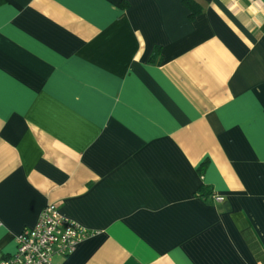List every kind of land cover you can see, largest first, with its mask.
I'll return each instance as SVG.
<instances>
[{
    "label": "crops",
    "instance_id": "0c3cea01",
    "mask_svg": "<svg viewBox=\"0 0 264 264\" xmlns=\"http://www.w3.org/2000/svg\"><path fill=\"white\" fill-rule=\"evenodd\" d=\"M48 203L52 264H264V0H0V257Z\"/></svg>",
    "mask_w": 264,
    "mask_h": 264
},
{
    "label": "built area",
    "instance_id": "2783aa9c",
    "mask_svg": "<svg viewBox=\"0 0 264 264\" xmlns=\"http://www.w3.org/2000/svg\"><path fill=\"white\" fill-rule=\"evenodd\" d=\"M213 200L222 198L212 196ZM76 221L62 215L58 206L48 203L36 224L16 236L15 252L0 257V264H52L54 254H69L89 235Z\"/></svg>",
    "mask_w": 264,
    "mask_h": 264
},
{
    "label": "trees",
    "instance_id": "16d2710c",
    "mask_svg": "<svg viewBox=\"0 0 264 264\" xmlns=\"http://www.w3.org/2000/svg\"><path fill=\"white\" fill-rule=\"evenodd\" d=\"M212 192L210 188H208L206 185H202L200 191L198 192V195L205 200H208L210 198L212 200Z\"/></svg>",
    "mask_w": 264,
    "mask_h": 264
}]
</instances>
